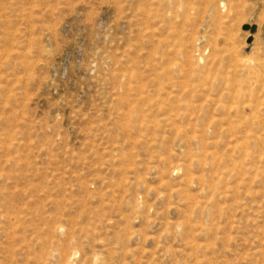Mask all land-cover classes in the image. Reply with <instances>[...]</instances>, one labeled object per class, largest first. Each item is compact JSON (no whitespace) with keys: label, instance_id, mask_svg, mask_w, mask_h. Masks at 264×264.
<instances>
[{"label":"rangeland","instance_id":"374dc122","mask_svg":"<svg viewBox=\"0 0 264 264\" xmlns=\"http://www.w3.org/2000/svg\"><path fill=\"white\" fill-rule=\"evenodd\" d=\"M0 264H264V0H0Z\"/></svg>","mask_w":264,"mask_h":264},{"label":"water","instance_id":"95a60500","mask_svg":"<svg viewBox=\"0 0 264 264\" xmlns=\"http://www.w3.org/2000/svg\"><path fill=\"white\" fill-rule=\"evenodd\" d=\"M256 28H257L256 26H254V27L245 26L243 29H244L245 31H251V33L254 34V33H256V31H257ZM251 42H252V38L249 39V43H251Z\"/></svg>","mask_w":264,"mask_h":264}]
</instances>
